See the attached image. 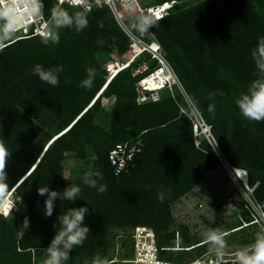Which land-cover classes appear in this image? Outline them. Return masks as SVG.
Returning <instances> with one entry per match:
<instances>
[{
  "label": "trees",
  "instance_id": "obj_1",
  "mask_svg": "<svg viewBox=\"0 0 264 264\" xmlns=\"http://www.w3.org/2000/svg\"><path fill=\"white\" fill-rule=\"evenodd\" d=\"M37 2L51 35H59L58 43L51 42V35L45 44V38L14 33L0 6V142L5 153L0 168L6 173V181L0 182V206H6L4 200L9 198L18 208L8 217L0 214V264H44V249L55 235L52 224L61 208L82 205L89 208L85 223L90 231L66 264H93L96 257L103 264L129 261V233L139 227L154 232L161 261L188 264L185 251L175 250L176 244L187 246L190 241L188 228L177 222L174 205L220 161L205 139L200 148L195 146L192 115L180 114L184 101L178 94L163 90L158 102L138 105L136 85L143 76L134 77L131 68L120 72L103 92L106 78L99 58L126 64L133 57L130 39L107 8L95 6L84 13L59 7L55 0ZM57 9L86 19L87 26L80 31L55 29L50 20ZM126 15L132 19L135 11ZM13 22L20 25L16 15ZM133 33L146 43L160 44L193 106L211 126L226 163L244 180L241 171L247 172L254 201L263 203L264 121L245 119L234 101L254 78L250 53L264 36V0H199L153 23L143 35ZM36 64L63 66L58 86L34 76ZM89 68L95 78L93 86L85 89L80 82ZM155 68L153 64L150 70ZM103 100L113 101L107 112ZM102 112L106 126L98 122ZM129 141L141 148V154L130 175L117 178L109 153ZM91 157L96 172L92 179L106 188L104 193L65 175L70 158L88 162ZM46 184L54 190L78 185L80 199L62 204L58 200L53 215L45 217L44 197L37 190ZM217 210L221 216L241 220L229 231L243 233L259 226L245 202L228 201ZM25 217L29 228L20 238L17 230ZM119 233L128 239L122 240L126 258L116 263L111 253ZM253 234L256 230L239 245H252ZM192 246L197 253L191 263L213 252L206 239Z\"/></svg>",
  "mask_w": 264,
  "mask_h": 264
},
{
  "label": "built area",
  "instance_id": "obj_2",
  "mask_svg": "<svg viewBox=\"0 0 264 264\" xmlns=\"http://www.w3.org/2000/svg\"><path fill=\"white\" fill-rule=\"evenodd\" d=\"M55 1L57 2L59 7L66 5L75 11H80L84 13H90L95 6L101 9L107 8L113 14L120 28L130 39V47L133 53V57L129 62H127L126 64H119L110 60H106L105 63L104 61H100L107 82L109 81V79L124 71L125 69L131 68L132 65L136 62V60L144 54H149L151 59L156 62V68L153 69L150 73H148V75L143 76L136 85V102L138 105H145L148 103L158 102L160 100L161 91L167 90L173 94L175 86H177L183 92V87L179 82L171 65L166 60L165 54L160 44L155 40L150 43H146L141 39L137 38L130 29V27L122 19L121 14H126L127 12L134 10L135 15L134 17H132V20L136 21L138 25L141 17L149 19L153 24L163 18H166L172 14H175L181 10H185L193 6L199 0H171L162 3L158 2L150 6H143L142 1L144 0ZM0 6L14 33L20 34L23 38H29L32 36L42 38L50 37L51 33L48 30V22L41 15L37 0H0ZM18 14H21L22 16L21 24L18 27H15L13 18L15 15ZM151 37L154 38L153 35H151ZM1 48H3V44L0 41V49ZM137 49H140L141 52L139 53ZM131 61L134 62L131 64ZM144 73L145 70H138V73L136 75L134 74V77L142 76L144 75ZM150 78L156 84V89H151L146 83L147 79ZM188 101L191 103L190 100ZM190 111L191 112H188L187 110L182 108V106H180L181 115H189V113H191L192 115L193 127L195 129V146L197 148H200L202 143L201 137H204V139L208 142L211 148L215 147V150L213 151L217 156L218 160L222 164L225 163L227 166H229L226 163L223 155L221 154L218 145L211 133V126L205 123L202 116L200 115L198 110L193 106V104H191ZM140 154L141 148L135 142L129 141L117 144L109 153V162L114 170V176L119 178L122 175H130V173L136 168ZM232 170L234 172L235 169ZM239 181L242 182L244 180L239 178ZM242 183L243 185L246 184V188H248V190L253 193L254 187H251L247 180ZM5 201L7 202L6 206H3V203L0 206V214L5 217H8L18 211V208L9 198H6L4 202ZM248 205L252 209L253 213L257 214L256 221L259 223V225L264 226V219H262L261 217V213H264V202L259 204L250 199V204ZM133 233V250L135 260L132 264H169L159 259V249L156 244L154 232L151 229L139 227L136 228ZM237 252L238 251H235L231 254H224L219 252L217 256H213L214 258H200L190 264H201V261L202 264H234L236 263ZM218 257L219 260L216 261Z\"/></svg>",
  "mask_w": 264,
  "mask_h": 264
},
{
  "label": "clouds",
  "instance_id": "obj_3",
  "mask_svg": "<svg viewBox=\"0 0 264 264\" xmlns=\"http://www.w3.org/2000/svg\"><path fill=\"white\" fill-rule=\"evenodd\" d=\"M50 23L55 29L74 27L76 31H80L87 26L86 19L79 16H69L67 12L59 9L52 12ZM150 26H152V23L149 19L140 18L138 30L141 34L146 32ZM50 39L52 43H58L59 35L52 34ZM43 42L47 44L49 39L45 38ZM250 55L254 65L252 73L254 78L249 82L247 89L235 98L234 102L240 115L245 119L249 121H264V36L258 38ZM63 71L64 68L60 65L45 68L40 64H36L32 68V74L51 87L58 86L60 74ZM94 78V69H87L86 78L81 80L80 86L90 89L93 86ZM213 110V105L210 104L208 111L211 113ZM212 148L215 150V147ZM4 155L2 142H0V160H2ZM245 173V181L247 180L249 183L248 174L247 172ZM5 181L6 173L3 168H0V182ZM83 183L90 188L96 189L98 193L106 191L103 185L98 186L96 181L90 179L87 175L83 178ZM80 194L81 188L75 184L72 186L67 185L63 190L51 189L46 184L45 187L40 186L37 190V195L44 197L43 214L45 217L53 215L58 200L61 204L63 201L74 203L77 199H80ZM161 199H163L162 196ZM88 211L89 208L86 205L61 208V211L56 216V220L52 224L55 235L50 240L47 248L44 249L47 257L44 260V264H66L73 248L81 245L90 231L89 226L85 223ZM261 217L264 219V213H261ZM29 223V219L25 217L19 230H17L20 238H23L29 228ZM224 235V233L217 231H209L206 234L205 239L210 244V251L218 253L224 247ZM93 264H103V262L100 257H96ZM236 264H264V226L256 232L254 243L250 247H245L236 253Z\"/></svg>",
  "mask_w": 264,
  "mask_h": 264
},
{
  "label": "rangeland",
  "instance_id": "obj_4",
  "mask_svg": "<svg viewBox=\"0 0 264 264\" xmlns=\"http://www.w3.org/2000/svg\"><path fill=\"white\" fill-rule=\"evenodd\" d=\"M162 1L163 0H144L142 1V5L150 6ZM121 17L130 27L132 32H139V34H141L138 30V23L132 19H129V15L127 16L126 14H121ZM99 59H102L104 63L107 60L104 57ZM154 62L155 61L151 59L149 54L142 55L131 67V70H133V76L134 74L136 75L138 73V70H145V73L142 76H145V74L148 75L147 73L151 72V66L153 64L156 65V63ZM184 91V88L182 92L177 86H175L173 95L177 97L178 94L184 101V104L180 103L182 108H184L188 112H191L190 109L192 102L190 103L188 101L190 99ZM112 105V100L102 101V106L105 112L109 111ZM98 122L101 125L106 126L107 117L105 116V114H103V112L99 115ZM203 140L204 137H201V141ZM92 160V157L88 160V162H82L74 158H70L67 162H65L64 165L66 171L65 175L72 180L83 181L85 175L92 179L94 176H96V172L93 169ZM237 176L239 175L235 174V172L233 173V170L232 168H230V166H227L225 163L222 164L220 162V166L207 174L204 181L198 187H196L194 191L183 197L178 203L174 205L175 217L177 219V222L180 226L188 228V239L190 241V244H188L187 246L186 244L182 243L176 244L177 248L175 250L176 252L185 251L184 256H186L185 260L188 264L191 263L190 258L196 256L197 253L195 252L194 246L192 245L205 240V236L209 231H217L222 233L224 232V247L219 252L228 254L230 252L240 251L241 249L245 248L239 245V242L243 239V237L251 235L254 230H256L257 232L262 227L261 225H259L258 228H249L246 229L243 233L236 232L234 230L229 231L231 228H234L238 225L237 221L241 222V220L233 217L226 218L225 216H221L217 210V208L223 203L232 200H239L247 204H250V199L254 201L252 192L249 191L248 188H246L247 185L245 183V185H243L242 182L244 181H239ZM227 213H229V211H227ZM256 215L257 214L255 213V216ZM226 231L228 232L226 233ZM133 234V232L129 233L131 242L127 243V247H129L130 253L128 257L129 261H123L122 264H132L135 260L133 250ZM127 239L128 237H126V235H124L123 233H119V237L114 242L115 248L111 253L114 262L119 263L121 262V259L126 258L124 257L126 252L122 247V240ZM219 252L217 253L213 251L209 254L204 255L202 258L208 259L213 256L215 257L217 256V254H219ZM219 257L216 261L219 260Z\"/></svg>",
  "mask_w": 264,
  "mask_h": 264
},
{
  "label": "bare ground",
  "instance_id": "obj_5",
  "mask_svg": "<svg viewBox=\"0 0 264 264\" xmlns=\"http://www.w3.org/2000/svg\"><path fill=\"white\" fill-rule=\"evenodd\" d=\"M16 18H18V21H19V24H21V19H22V16L21 14H18L16 15ZM137 51H139V53L141 52L140 49H137ZM135 61V60H134ZM134 61H131V64L134 62ZM118 75V74H117ZM115 75L114 77H112L111 79H109V81L107 83H105V87L103 89V92L106 90L107 86L112 82V80L117 76ZM146 83L148 84V86L151 88V89H156V84L154 83V81L150 78V79H147ZM101 94V93H100ZM235 174L237 173V171H235ZM233 172V173H234ZM237 178L239 179L240 177L237 176ZM241 179V178H240ZM244 180V179H243ZM245 181V180H244ZM209 259V258H208ZM199 264V263H198ZM201 264H202V261H201ZM204 264V263H203Z\"/></svg>",
  "mask_w": 264,
  "mask_h": 264
}]
</instances>
